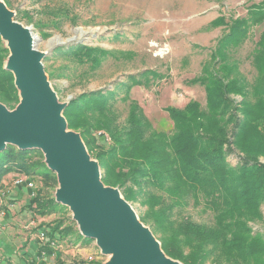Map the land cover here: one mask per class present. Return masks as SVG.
I'll list each match as a JSON object with an SVG mask.
<instances>
[{"label": "trees", "instance_id": "obj_1", "mask_svg": "<svg viewBox=\"0 0 264 264\" xmlns=\"http://www.w3.org/2000/svg\"><path fill=\"white\" fill-rule=\"evenodd\" d=\"M262 23L264 2L249 7L245 17L227 21L221 15L212 22L215 27L225 25L227 31L211 51L212 62L205 61L201 74L191 80L204 87L206 104L192 99L183 108L167 107L170 132L153 129L142 107L130 98L133 86L148 84L149 75H156L151 69L140 74L145 82L128 75V81H118L113 88L81 93L69 100L63 113L69 128L81 131L88 152L97 158L103 183L118 188L127 201H139L145 207L141 220L157 235L165 254L182 264L208 260L212 264H264V231L254 228L264 222V30L251 52L256 69L252 81L240 71L235 57L251 28ZM53 53L96 67L110 51L71 44ZM8 56L7 43L0 36V102L10 109L20 101V93L13 72L5 65ZM117 89L126 92L123 100L128 101L122 121L115 108ZM233 153L239 159L236 164L229 160ZM44 159L40 149L15 145L0 153V215L9 213L11 193L3 180L13 172L26 176L33 186L34 180L43 184L37 190L27 183L14 184L19 190H34L26 208L40 216L68 208L54 195L48 200L43 197V191L58 187L57 175ZM189 207H200L211 221L195 220L187 212ZM64 224L40 225L38 254L48 259L42 264H66L58 252L62 240L92 241L73 220ZM41 233L44 239L39 238Z\"/></svg>", "mask_w": 264, "mask_h": 264}, {"label": "rangeland", "instance_id": "obj_2", "mask_svg": "<svg viewBox=\"0 0 264 264\" xmlns=\"http://www.w3.org/2000/svg\"><path fill=\"white\" fill-rule=\"evenodd\" d=\"M16 15L17 21L32 26L39 37L36 45L41 52L52 56L56 48L71 44H87L110 51L101 64L83 63L71 57L54 54L44 61L51 87L59 101L64 103L86 91L113 88L118 81H128V75L140 74L147 69L155 71L149 75L150 82L135 85L130 89V98L136 100L151 121L153 129L170 132L172 120L166 110L169 106L183 108L192 99L206 104L203 86L191 80L202 72L203 63L211 61V51L218 38L227 31L225 25L212 26V22L223 15L245 17L249 7L259 6L264 0H3ZM8 2V3H7ZM32 17L33 21H28ZM86 31L78 36V30ZM264 23L251 28L250 37L235 53L240 71L248 81H252L256 69L251 63V52L259 39ZM119 36H115L116 34ZM131 56H130V55ZM86 61V60H85ZM212 62V61H211ZM210 62V63H211ZM6 65V61H5ZM115 108L120 121L128 112L126 92L117 89ZM240 99V97H237ZM20 102V101H19ZM19 102L13 107L15 109ZM66 119V116L63 114ZM67 121V119H66ZM68 125V124H67ZM68 130L79 133L75 128ZM101 133V132H100ZM83 139V138H82ZM92 160H97L92 157ZM40 161L39 155H34ZM45 160V159H44ZM236 164V153L229 156ZM22 177L25 178L23 175ZM16 172L4 177L5 190L11 197L7 203L8 214L0 215V264H25L38 260L42 264L47 259L38 254V230L40 225L55 222L71 224L72 211L67 208L46 216L26 208L27 199L40 189L41 181L34 180V188L19 190L15 187ZM57 189V187H56ZM54 187L43 191L44 199L56 193ZM141 220L145 207L139 201H128ZM264 214V205L262 207ZM192 217L202 223H209L211 216L201 208L189 207ZM74 221V220H73ZM75 222V221H74ZM76 223V222H75ZM76 226L79 229L78 224ZM255 229L264 231V222ZM155 235V234H154ZM157 241L159 239L155 235ZM40 238V236H39ZM59 257L66 264H109L111 256L103 255L95 240H62L58 248ZM37 258V259H36ZM48 260V259H47ZM30 263V262H29ZM206 264H212L208 260Z\"/></svg>", "mask_w": 264, "mask_h": 264}, {"label": "water", "instance_id": "obj_3", "mask_svg": "<svg viewBox=\"0 0 264 264\" xmlns=\"http://www.w3.org/2000/svg\"><path fill=\"white\" fill-rule=\"evenodd\" d=\"M0 36L7 43L6 68L13 72L20 102L9 109L0 102V153L8 145L40 149L56 173V201L68 207L80 232L95 240L109 264H182L168 257L154 233L136 216L118 188L106 186L79 133L68 130L61 103L48 80L39 37L0 0Z\"/></svg>", "mask_w": 264, "mask_h": 264}, {"label": "built area", "instance_id": "obj_4", "mask_svg": "<svg viewBox=\"0 0 264 264\" xmlns=\"http://www.w3.org/2000/svg\"><path fill=\"white\" fill-rule=\"evenodd\" d=\"M24 183H27V186H29V187H32L33 186V183L30 182V181H28V179H27L26 176H25V178L22 177V176H16V180H15V184L16 185H22ZM44 238H45V234L44 233H41L40 234V239H44ZM28 264H32V263H28Z\"/></svg>", "mask_w": 264, "mask_h": 264}, {"label": "bare ground", "instance_id": "obj_5", "mask_svg": "<svg viewBox=\"0 0 264 264\" xmlns=\"http://www.w3.org/2000/svg\"><path fill=\"white\" fill-rule=\"evenodd\" d=\"M85 32H86V31L80 29V30H78L77 35H78V36H81V35H83Z\"/></svg>", "mask_w": 264, "mask_h": 264}]
</instances>
